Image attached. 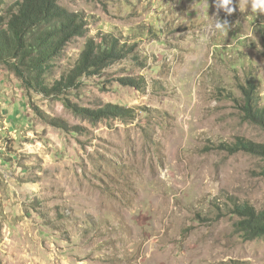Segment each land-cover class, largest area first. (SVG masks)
<instances>
[{"label":"rangeland","instance_id":"374dc122","mask_svg":"<svg viewBox=\"0 0 264 264\" xmlns=\"http://www.w3.org/2000/svg\"><path fill=\"white\" fill-rule=\"evenodd\" d=\"M16 1L1 0L0 16ZM59 5L87 30L51 63L46 86L89 41L125 57L50 97L0 63V264H264V236L237 225L245 206L264 216V158L217 149L264 144L240 88L253 83L264 111V15L244 0L231 15L222 0ZM66 103L132 112L93 122Z\"/></svg>","mask_w":264,"mask_h":264},{"label":"trees","instance_id":"16d2710c","mask_svg":"<svg viewBox=\"0 0 264 264\" xmlns=\"http://www.w3.org/2000/svg\"><path fill=\"white\" fill-rule=\"evenodd\" d=\"M61 0H17L12 4L8 15L0 16V63L8 66L22 79L28 88L38 89L47 97L57 96L69 87L75 86L83 74L94 72L109 62L125 57V52L111 42L108 45H94L89 41L81 52L75 68L61 81L51 87L45 84L51 63L55 62L65 47L75 38L83 37L87 22L83 14L68 12L59 5ZM1 4V0H0ZM121 84L133 88L141 87V77L122 78ZM144 84V82H143ZM244 95L245 117L250 122L264 128V111L256 104L255 86L248 83L240 87ZM68 103V102H67ZM66 103L74 113H83L89 120L125 118L132 109L117 105H103L94 110H78ZM50 125L67 130V125L59 120L48 121ZM218 150L227 153L245 152L264 158V144L238 138L232 145L219 144ZM239 215V229L248 238L264 236V216L257 215L251 206H245ZM232 264H241L233 262Z\"/></svg>","mask_w":264,"mask_h":264},{"label":"clouds","instance_id":"9594fccd","mask_svg":"<svg viewBox=\"0 0 264 264\" xmlns=\"http://www.w3.org/2000/svg\"><path fill=\"white\" fill-rule=\"evenodd\" d=\"M230 4H232V0H222V6L227 9L228 15H231L235 10L233 7H228ZM249 4L251 5V13L256 15H264V0H244L245 7H247ZM217 29H219L220 31H224L226 28L222 27L220 24H217Z\"/></svg>","mask_w":264,"mask_h":264}]
</instances>
